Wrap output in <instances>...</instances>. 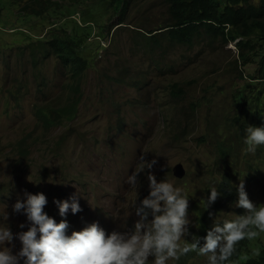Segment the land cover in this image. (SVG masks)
<instances>
[{
	"label": "rangeland",
	"instance_id": "374dc122",
	"mask_svg": "<svg viewBox=\"0 0 264 264\" xmlns=\"http://www.w3.org/2000/svg\"><path fill=\"white\" fill-rule=\"evenodd\" d=\"M8 4L9 0H0V211L6 207L13 233L26 223L25 216L12 212L25 193L45 194L44 211L57 223L62 218L53 201L77 193L82 211L75 215L69 211V235L93 222L108 233L131 232L138 220L135 206L148 195L149 171L157 182L167 179L189 187V242L203 212L211 209V226L221 212L243 214V209L234 207L241 179L249 199L262 204L264 146L255 155L244 154V136H235L240 112L233 101L238 92L256 96L255 84L247 79L255 65L234 70L233 44L162 52L136 47V31H140L136 26H158L166 12L159 0L136 3L128 24L113 39L110 35L101 41L85 38L83 54L89 67L80 82L78 113L73 121L46 131L34 115V105L67 93L69 76L56 57L33 63L27 45L38 39L72 37L74 27L78 33H88L81 19L86 6L76 7L72 18L54 15L43 21L19 20L17 7ZM93 9L94 18L105 23L103 8ZM22 138L28 139L30 148L28 156L20 159L13 148ZM220 144L233 146L230 162L220 157ZM140 156L157 163L129 186L127 177L134 169L139 171ZM177 164L185 171L181 179L172 174ZM224 174L230 178L228 197L221 191ZM212 180L219 181L220 195L204 210L201 200L210 194L206 189ZM13 243L15 253L20 243ZM258 246L264 248V233L249 241L251 257ZM197 263L205 264V258L197 256Z\"/></svg>",
	"mask_w": 264,
	"mask_h": 264
},
{
	"label": "clouds",
	"instance_id": "9594fccd",
	"mask_svg": "<svg viewBox=\"0 0 264 264\" xmlns=\"http://www.w3.org/2000/svg\"><path fill=\"white\" fill-rule=\"evenodd\" d=\"M243 143L244 154L255 155L264 146V126H247ZM156 163L155 159L148 162L140 156L139 171L134 169L126 183L135 186L139 175ZM147 181L148 195L135 206L138 220L131 232L108 233L93 222L69 235L66 219L69 211L73 215L82 211L77 193L66 200L53 201L62 218L59 223L44 211L48 203L45 194L25 193L23 200L17 199L12 206L13 213L26 217V223L19 225L21 231L13 233L5 206L0 211V264H170L189 253L205 258V264H235L233 258L238 254L240 242L256 240L264 233L263 201L255 204L249 199L243 179L236 188L234 204L244 210L243 214L219 213L206 236H193L191 242L186 239L191 224L189 187H178L167 179L157 182L150 171ZM218 182L209 181L206 190L210 194L201 200L204 210L220 195ZM14 241L20 243L15 253ZM253 255H260L259 246ZM244 256L247 258L246 253Z\"/></svg>",
	"mask_w": 264,
	"mask_h": 264
},
{
	"label": "trees",
	"instance_id": "16d2710c",
	"mask_svg": "<svg viewBox=\"0 0 264 264\" xmlns=\"http://www.w3.org/2000/svg\"><path fill=\"white\" fill-rule=\"evenodd\" d=\"M147 1L156 0H9L8 5L17 7L16 18L19 20L34 18L47 21L54 15L72 18L76 7H87L84 8L81 19L89 29L88 33H78L79 28L74 27L72 37L53 38L49 41L38 39L27 45L31 49L33 63L39 59L56 57L64 73L69 76L67 93L52 102L34 105V115L44 130L50 131L63 126L73 121L78 113L80 82L89 67V58L83 54L85 38L93 37L101 41L110 35L113 39L128 24L133 6ZM159 1L166 11L163 23L151 29L137 25L136 28L140 31H136L139 33L136 47L162 52L174 47L192 48L200 44L213 48L217 44L225 47L227 43H234L237 59H234L233 68L237 71L240 66L253 63L255 70L247 79L255 84L257 90L254 98H248L241 92L234 97L235 108L240 112L236 119L239 124L235 129V136L243 137L247 125L264 126V0ZM100 6L103 8V15L108 17V24L107 20L101 23L102 21L94 18L97 15L93 8ZM111 20L115 21L110 23ZM68 23L66 20L65 24ZM243 74L242 71L239 72L240 79H243ZM171 88L176 89L174 84ZM11 96L17 98L14 94ZM220 145V157L224 162H230L233 146ZM29 148L28 139L22 138L15 144L14 154L20 159L26 158ZM254 168L257 169L258 166ZM229 182V176L224 174L221 191L226 197L229 195V189L226 188L230 187ZM261 199L264 204V184ZM209 212L211 209L200 216L195 237L203 238L211 228ZM248 246L249 240L240 242L238 254L233 258L235 264H264V249H260L259 256L251 257L247 252ZM174 264H198L197 255L189 253Z\"/></svg>",
	"mask_w": 264,
	"mask_h": 264
},
{
	"label": "water",
	"instance_id": "95a60500",
	"mask_svg": "<svg viewBox=\"0 0 264 264\" xmlns=\"http://www.w3.org/2000/svg\"><path fill=\"white\" fill-rule=\"evenodd\" d=\"M172 174L175 178L181 179L183 178L185 171L182 167L181 164H177L173 169H172Z\"/></svg>",
	"mask_w": 264,
	"mask_h": 264
}]
</instances>
